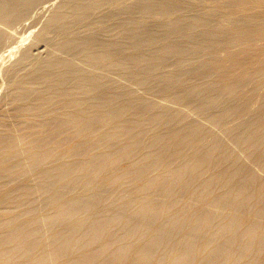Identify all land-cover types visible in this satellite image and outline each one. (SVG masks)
Masks as SVG:
<instances>
[{
  "label": "bare ground",
  "instance_id": "6f19581e",
  "mask_svg": "<svg viewBox=\"0 0 264 264\" xmlns=\"http://www.w3.org/2000/svg\"><path fill=\"white\" fill-rule=\"evenodd\" d=\"M47 1L0 0V66ZM35 43L4 71L0 264H264V0H64Z\"/></svg>",
  "mask_w": 264,
  "mask_h": 264
},
{
  "label": "rangeland",
  "instance_id": "374dc122",
  "mask_svg": "<svg viewBox=\"0 0 264 264\" xmlns=\"http://www.w3.org/2000/svg\"><path fill=\"white\" fill-rule=\"evenodd\" d=\"M63 1L64 0H55V1L54 0H49V1H47L46 2L47 6L45 5L46 6L45 9L42 10V9L38 8V10L36 11V13L34 14V17L32 19H29V21H27L25 23V25H23L22 27H20V29L18 30V32L16 34H14V40H17V41H21L20 38L23 39L24 37H26V36L27 37L24 38L23 45L19 49H17L15 51V53L12 55V57L9 58V59L7 58L4 61L3 66H0V68H1L0 69L1 70L0 87H2V89L0 90V96H1L0 97V108L4 106L3 100L1 98H3L4 93L8 89L7 81H5L6 80V77L4 76V71L11 64H13V62L15 61V59H17L20 56L21 52L25 48L30 47L31 52H33L34 55H42V56H44L47 53L48 49L46 48L45 44H43V43H35V40H36L38 34L47 25L48 21L50 20V18L52 16V13H53L54 9L56 10V8H58V5L60 4V2H63ZM141 27H143V26H141ZM22 36H23V38H22ZM38 52H39V54H38ZM4 64H6V65H4ZM2 80L4 82H2Z\"/></svg>",
  "mask_w": 264,
  "mask_h": 264
}]
</instances>
